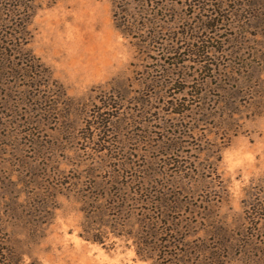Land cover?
Instances as JSON below:
<instances>
[{
    "label": "rangeland",
    "instance_id": "obj_1",
    "mask_svg": "<svg viewBox=\"0 0 264 264\" xmlns=\"http://www.w3.org/2000/svg\"><path fill=\"white\" fill-rule=\"evenodd\" d=\"M145 204L264 264V0H0V264H151Z\"/></svg>",
    "mask_w": 264,
    "mask_h": 264
},
{
    "label": "trees",
    "instance_id": "obj_2",
    "mask_svg": "<svg viewBox=\"0 0 264 264\" xmlns=\"http://www.w3.org/2000/svg\"><path fill=\"white\" fill-rule=\"evenodd\" d=\"M120 198L122 199V196ZM115 208L117 209V214L120 216L116 215L112 232L115 236H126L131 239L136 255L141 260H150L151 264H189L190 256H198L200 254V251L190 247L192 242L187 239V230L191 228V225L189 222L185 223V225L181 224L184 228L181 229L179 222L187 219H179L178 215L175 216L178 211L166 209L162 205L153 210L146 204L136 205L135 209L132 207L128 211L125 209L122 210L120 205L118 207L112 206L111 209ZM106 209L107 207L100 208L99 215L103 216ZM168 217L171 218V221H169ZM90 218H92V214ZM84 228L86 229H83V238L89 241L103 243L102 233L94 234L86 226ZM218 248L225 251V248ZM0 249L2 250L3 247L0 246ZM215 250L218 249L212 247L211 252ZM218 252L221 251L218 250ZM8 253H11V255L3 257V263L14 264V259L17 256L10 250ZM0 254L2 255V253ZM215 254L218 255L219 253ZM214 258L217 260L213 256Z\"/></svg>",
    "mask_w": 264,
    "mask_h": 264
}]
</instances>
